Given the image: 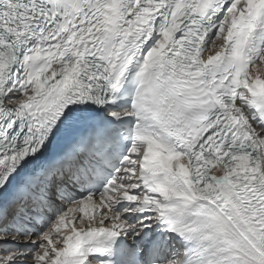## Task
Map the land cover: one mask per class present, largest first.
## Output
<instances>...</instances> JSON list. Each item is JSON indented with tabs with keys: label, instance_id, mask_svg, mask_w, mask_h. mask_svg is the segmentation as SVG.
I'll return each mask as SVG.
<instances>
[{
	"label": "snow or ice",
	"instance_id": "snow-or-ice-1",
	"mask_svg": "<svg viewBox=\"0 0 264 264\" xmlns=\"http://www.w3.org/2000/svg\"><path fill=\"white\" fill-rule=\"evenodd\" d=\"M0 264H264V0H0Z\"/></svg>",
	"mask_w": 264,
	"mask_h": 264
}]
</instances>
